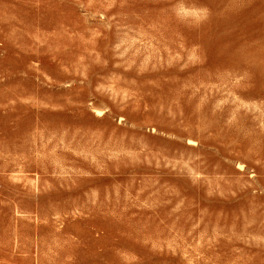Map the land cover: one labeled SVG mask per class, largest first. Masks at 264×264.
I'll return each instance as SVG.
<instances>
[{
  "label": "rangeland",
  "instance_id": "obj_1",
  "mask_svg": "<svg viewBox=\"0 0 264 264\" xmlns=\"http://www.w3.org/2000/svg\"><path fill=\"white\" fill-rule=\"evenodd\" d=\"M0 264H264V0H0Z\"/></svg>",
  "mask_w": 264,
  "mask_h": 264
}]
</instances>
